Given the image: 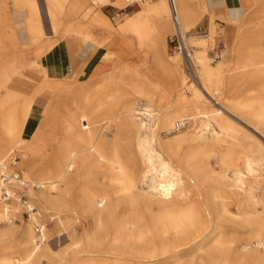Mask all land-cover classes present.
I'll return each mask as SVG.
<instances>
[{
	"label": "bare ground",
	"instance_id": "6f19581e",
	"mask_svg": "<svg viewBox=\"0 0 264 264\" xmlns=\"http://www.w3.org/2000/svg\"><path fill=\"white\" fill-rule=\"evenodd\" d=\"M172 1L183 32H190L205 12L211 19L209 35L215 37L212 17L225 18L218 10L199 0ZM258 2L262 17L233 23L227 56L215 65L208 59L207 41L190 40L196 47L195 73L204 91L224 85L225 67L235 66L236 71L253 66L254 74L264 77V68H257L264 52L246 54L241 49L247 43L264 42V0ZM135 3L141 8L125 19L128 30L114 29L108 17L99 13L102 6L124 9ZM173 28L169 0H0V240L16 230L12 219L20 209L18 191H25L30 199L25 206L31 223L37 222L36 213H31L35 205L43 213L54 210L59 215L73 203L78 211L91 213L94 222V229L80 238L73 228L58 233L57 237L67 236V248L59 241L57 248L51 241L46 243L44 226L40 233L46 244L38 245L28 226L19 234L18 255L0 257V264H41L43 260L145 264L160 256L177 257V251L188 247H196L209 264H231L229 258H235L234 264H264V191L262 196L257 194L264 188V82L245 98H230L229 105L215 102L219 108L212 113L200 111L196 103L183 105L188 92L181 56H167L161 41ZM68 35L108 49L103 58L112 60L131 49L130 36L134 37L155 65L173 77L182 96L180 104L168 110L156 102L151 81L138 77L126 82V69L104 72L95 83L49 76L44 57ZM229 53L232 61L228 62ZM29 54L33 60H28ZM29 70L36 71L35 81L25 80ZM115 99L118 132L105 126L113 118L110 110ZM35 104L41 109L37 111ZM35 111L42 115L41 121L27 128ZM177 122H185L179 130L174 129ZM160 128L167 135L178 134L161 138ZM25 131L30 137L24 136ZM118 141L108 151V145ZM213 143L225 147L221 164L226 167L231 166L232 146L245 149L238 152L243 171L234 169L232 177L225 171L213 173L240 209V221L249 227L240 246L219 237L218 222L227 212L217 191L202 189L212 180ZM14 153L19 158H12ZM257 169L263 178L255 176ZM141 179L143 189L138 184ZM185 181L195 190L193 197L185 192ZM5 194L11 203L3 198ZM57 223L66 227L60 217Z\"/></svg>",
	"mask_w": 264,
	"mask_h": 264
},
{
	"label": "rangeland",
	"instance_id": "374dc122",
	"mask_svg": "<svg viewBox=\"0 0 264 264\" xmlns=\"http://www.w3.org/2000/svg\"><path fill=\"white\" fill-rule=\"evenodd\" d=\"M156 0H152L154 2ZM126 5V4H124ZM243 6L244 9L243 12L246 13L245 18L242 20L243 22L245 21H250L253 19H257L262 17L263 13L259 10V2L258 0H243ZM141 8L140 3H135L131 6H127L124 9H121L120 6L116 7H111V6H102L99 10V13L105 14L109 21L111 22L112 26L114 29H125L128 30V27L126 25L125 19L128 17H133L134 13L137 12ZM202 13L200 15V20L196 23L193 29L196 27L202 28V29H207L208 33V26L210 23V15L208 13L207 16ZM210 19V20H209ZM214 20V21H213ZM225 18L222 17H217L213 16L212 21L216 25L215 33L212 34L217 38V42H222L223 36H222V24L220 22H225ZM208 23V25L206 24ZM256 23L255 21L251 22L252 24ZM249 24V25H250ZM148 26H153V22L150 21L148 23ZM192 31V29H191ZM61 32V29H60ZM174 33V28L172 32H167L164 34L162 37L163 41L166 45V55L167 56H172L176 55V52H173L172 49L170 48L169 45V36H171ZM60 34V33H59ZM100 38L103 37V34H97ZM58 36V35H57ZM132 39L131 43V49L128 50L126 54L117 56L112 59H105L106 61L109 62V66L111 70L115 71H120L121 69H126L128 71V76L126 77V82H131V81H137L138 77H142L143 79H147L148 81H151V84L155 86V93L156 97L155 100L156 102L160 101L163 106H167L168 110L174 111L176 109V106L180 104V100L182 98L181 94L177 92V87H176V82L174 81L173 77L170 74H167L163 72L161 69L158 68L157 65L153 62L151 54L147 53L146 49L139 47L138 41L132 36H130ZM55 38L51 39L54 40ZM60 42V41H59ZM58 42V43H59ZM57 43V44H58ZM230 44V43H229ZM225 45V44H224ZM2 46V44H0ZM226 48L228 49L229 45H225ZM196 49V47H195ZM243 52L247 53H263L264 52V42H259V41H254L251 42V44L247 43V45L243 46L241 48ZM207 50V47H206ZM106 50L105 48H102L101 50L98 51L97 56L95 57L96 59L93 61L92 65L87 69L85 76L87 79H77V80H72V78L67 77L65 82L67 81H75V82H84V81H90L91 83H95L97 79H88L91 77V75L94 73V71L104 64L103 56L105 54ZM206 54V53H205ZM34 57L32 54H29L28 60H33ZM174 59H172L173 61ZM227 61H232V55L229 53V56L227 58ZM180 69L182 73L185 75L184 78L185 80L183 81V85L185 86V90L188 92V95L186 94V99L183 101V105L187 107H191L194 103H196L199 107V110L204 112V113H212V111H216V108H219V105L215 104V102H218L220 105H229L230 98H245L247 97L248 93L250 92V89L256 88L260 84L264 82V77H258L257 74H254L255 69L253 66H247L246 67H241L238 68L235 71V66L229 69L225 67L224 73L226 74L225 80H224V85L220 86L218 89L211 87V92L205 91L201 88L199 80L197 76H189L187 72L184 69L183 65V60L180 57ZM232 63V62H230ZM228 64V66L230 65ZM216 64V63H215ZM211 64V65H215ZM257 68L260 70H263L264 68V60H262L258 65ZM74 82V83H75ZM73 83V82H72ZM126 88V87H124ZM130 88V87H127ZM186 92V93H187ZM195 92V93H194ZM208 92V93H207ZM137 101V100H136ZM139 101V100H138ZM110 104V102H108ZM107 103V104H108ZM113 109L110 110V115H112V120L107 122L105 126L113 130L114 132H118L117 128L119 127V107L117 106V99L113 101L112 103ZM156 109V108H155ZM35 115V114H34ZM32 113V116H34ZM42 115L40 114L39 121L35 124L37 125L41 121ZM243 119L247 120L248 117L244 116ZM33 125V126H35ZM239 127V125H237ZM240 128V127H239ZM171 132V131H170ZM178 134L176 133H171V135H167V131L165 129H159V136L161 138H166L168 136H174ZM25 137H30V133L28 131L24 132ZM263 143V139L261 140ZM121 142H111V144L108 145V151H110L113 146H118ZM242 145L245 146V143L241 142ZM213 148L215 149L214 151L216 152V155H214L210 159V174L212 173H223L224 171L226 172V175L229 177H232L236 173L234 172V169L238 168L239 170L243 171V161L242 157H239L238 152L239 151H244L245 149L242 147H235L232 146V159L229 163H231V166L226 167L221 164V158L223 154L225 153V147L222 145L218 144H211ZM122 152L125 151V149L122 147ZM185 152V151H184ZM183 152V153H184ZM123 157L124 154H122ZM12 158H19V155L17 153H14ZM233 163V164H232ZM16 167V166H14ZM15 172L20 173L21 171L19 169L13 168ZM255 176L259 178H263V172L260 169H257V172H255ZM4 178V177H3ZM212 180L204 184V188L202 189L206 192H214L217 191L219 195V203L224 205V208L227 213L221 217V221L219 223V228L217 229L219 237L223 239L225 242L232 243L233 246H240V244L244 243L245 240L247 239V235L249 233V227L244 225L238 215L240 214V209L237 207L236 203L234 200L230 198V195L228 194L227 189L224 187L220 181L217 180V177L215 174L212 175ZM9 182V180H6L5 183ZM139 188L143 189L145 187V184H143L142 179L138 181ZM185 192L189 193V197H193L195 190L193 189L192 185L187 183L185 181ZM264 191L263 187H260L258 189L257 194L259 196H262ZM19 198V206L20 209L18 212L15 214V216L12 219V224L15 227V231L13 234L7 235L5 237H2L0 240V257L3 256H8V255H13L16 256L18 255L17 252H19V240H20V235L29 227H31V233L32 236L35 238V242L38 245H43L48 243V241H51V244H53V247L57 248V244L55 243L57 241L61 242V247L67 248V244H69V241L67 239V236L61 235L60 237H57L56 235L58 233H63L64 229L67 231H70L71 228L74 229V233L76 237L80 238L92 229H94V222L92 220V215L89 212H80L77 210V204L73 203L69 209L64 213V214H56L54 210L49 211V214L43 213L40 211L37 205H35L34 210L31 213H36L35 216L37 217V222H30V212L27 211L26 209V202H29L30 199L28 198V195L26 194L25 191H18L17 195ZM9 200L8 203H11V199ZM56 216V217H55ZM59 217L61 218L63 225L66 226L63 228V226L58 222ZM68 221V223L64 220ZM69 219V220H68ZM72 223V224H71ZM60 226H58V225ZM71 224V225H70ZM17 226V227H16ZM44 226V236H45V242L43 239H41L40 236V230H43ZM70 226V227H69ZM20 234V235H19ZM11 236V237H9ZM7 237V238H6ZM17 237V238H16ZM7 240L4 241V240ZM10 238V239H9ZM59 238V239H58ZM12 239V240H11ZM11 240V241H10ZM42 240V241H41ZM18 242V243H17ZM14 243V245H13ZM67 243V244H66ZM66 244V245H65ZM205 248L208 247L207 245L204 246ZM64 248V249H65ZM161 249L158 250L157 252L161 253ZM177 257H173L171 259L169 258H161L156 257V260H153L152 262L149 261L145 264H209V260L204 259V257L197 251L196 247H188L184 249H180L176 253ZM161 258V259H160ZM228 261L231 264H234L236 261L235 258H229ZM228 262V263H229ZM236 263V262H235ZM41 264H50L47 260H43ZM253 264H260V263H253Z\"/></svg>",
	"mask_w": 264,
	"mask_h": 264
},
{
	"label": "crops",
	"instance_id": "0c3cea01",
	"mask_svg": "<svg viewBox=\"0 0 264 264\" xmlns=\"http://www.w3.org/2000/svg\"><path fill=\"white\" fill-rule=\"evenodd\" d=\"M199 2L205 3L210 10H218L220 15L226 18L225 22H220L222 28L225 30V35H222V43L229 45L234 29L233 23L242 21L246 15L243 12L245 10L243 0H199ZM206 24L208 25V23ZM99 50L91 42H82L75 36L68 35L64 40H60L54 49L47 53L43 60V66L47 74L54 78L69 77L74 80L81 78L87 79L85 73L96 59L95 57ZM105 50L106 54L108 49L105 48ZM103 62L104 64L99 66L88 79H99L104 72L106 73L111 70L109 62L105 59ZM35 72V70L26 72L24 74L25 80L35 81L37 79L35 78V75L37 76ZM35 106L37 107V111L41 109V105L35 104ZM37 111L33 112V115L35 114L34 116H30L27 128H30V126L35 125L39 121L40 114Z\"/></svg>",
	"mask_w": 264,
	"mask_h": 264
},
{
	"label": "built area",
	"instance_id": "2783aa9c",
	"mask_svg": "<svg viewBox=\"0 0 264 264\" xmlns=\"http://www.w3.org/2000/svg\"><path fill=\"white\" fill-rule=\"evenodd\" d=\"M169 1H170V7H171V19L173 20L174 27H175L174 33L168 37L170 48L172 49L173 52H176L182 57L184 69L187 72V74L191 77L193 76L196 77L195 65H194V55H193L195 46L190 44V40L192 38H200V39H204L207 41L208 43L207 55H208V59L210 60V63L212 64L219 61L224 55L227 56L226 46L222 42H217L216 37H211L207 30H204L199 27L192 29V31L190 32H183L179 24V19H177L174 2L172 0H169ZM184 123L185 122H177L174 129L175 130L181 129ZM3 179L5 181L8 180L5 177ZM3 198L8 199L6 194L4 195ZM40 236H41V233H40Z\"/></svg>",
	"mask_w": 264,
	"mask_h": 264
}]
</instances>
